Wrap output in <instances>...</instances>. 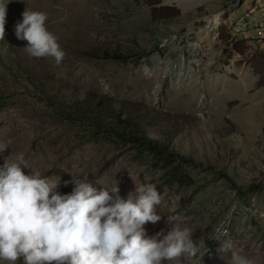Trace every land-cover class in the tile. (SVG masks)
<instances>
[{
    "label": "rangeland",
    "instance_id": "rangeland-1",
    "mask_svg": "<svg viewBox=\"0 0 264 264\" xmlns=\"http://www.w3.org/2000/svg\"><path fill=\"white\" fill-rule=\"evenodd\" d=\"M163 6L179 17L163 23L146 0H10L0 40V142L9 148L0 165L24 153L34 170L61 178V194L73 176L116 181L125 198L152 183L161 219L145 225L148 235L182 222L201 248L170 264H231L216 237L264 264V0ZM26 10L47 14L61 64L30 56L16 38ZM123 125L152 130L176 155L161 160L120 140Z\"/></svg>",
    "mask_w": 264,
    "mask_h": 264
},
{
    "label": "clouds",
    "instance_id": "clouds-1",
    "mask_svg": "<svg viewBox=\"0 0 264 264\" xmlns=\"http://www.w3.org/2000/svg\"><path fill=\"white\" fill-rule=\"evenodd\" d=\"M9 2L0 0V40L5 37ZM22 15L15 36L27 41L29 55L61 64L66 53L46 27L47 14L26 10ZM146 136L160 139L152 130ZM8 148L6 141L0 142V153ZM10 156L0 165V264H170L201 254L193 230L182 222L174 223L167 234L148 235L145 225L161 219L157 206L162 197L154 184L135 186L125 198L116 181L109 185L73 176L64 182L74 185L72 191L61 194L59 176L44 175L48 169L34 170L24 153ZM97 183L104 187L98 190ZM214 239L220 242L223 258L230 254L231 264H251L232 253L230 240Z\"/></svg>",
    "mask_w": 264,
    "mask_h": 264
},
{
    "label": "trees",
    "instance_id": "trees-1",
    "mask_svg": "<svg viewBox=\"0 0 264 264\" xmlns=\"http://www.w3.org/2000/svg\"><path fill=\"white\" fill-rule=\"evenodd\" d=\"M148 6L153 10L154 16H159L161 19V16L163 17L162 22L165 24H168L172 21H174L177 17H179L180 12L176 9V7H168L163 6L164 0H146ZM240 44L237 42L235 43L236 47H239ZM152 53L149 52L146 54V56H150ZM263 77H261V80L258 84L259 88H264ZM118 130H114L117 137L122 141H127L128 143H137L140 142V145L142 146V149L145 151H148L155 155V157L160 158L161 160H170L172 157H174L175 152L171 151L170 148L166 145H161L158 142H155L154 140H149L146 136V134H141L142 131L141 128H139L137 125H132L129 127H125L124 125L121 126V129L118 127ZM139 152L140 149H139ZM189 162H193L189 159ZM174 171L178 170L179 168L172 167ZM173 171V172H174ZM175 180L179 179V177H183V172L176 171V175L174 174ZM252 191L260 190V187H251Z\"/></svg>",
    "mask_w": 264,
    "mask_h": 264
},
{
    "label": "built area",
    "instance_id": "built-area-1",
    "mask_svg": "<svg viewBox=\"0 0 264 264\" xmlns=\"http://www.w3.org/2000/svg\"><path fill=\"white\" fill-rule=\"evenodd\" d=\"M245 19V18H243ZM259 33L261 34V38L264 39V30L263 28H259Z\"/></svg>",
    "mask_w": 264,
    "mask_h": 264
}]
</instances>
